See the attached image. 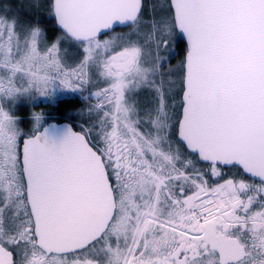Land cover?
I'll return each instance as SVG.
<instances>
[{
    "label": "snow or ice",
    "instance_id": "1",
    "mask_svg": "<svg viewBox=\"0 0 264 264\" xmlns=\"http://www.w3.org/2000/svg\"><path fill=\"white\" fill-rule=\"evenodd\" d=\"M49 11L52 41L0 15V264H264V0H163L148 19L143 0H50ZM117 27L130 32L101 39ZM64 43L79 46L76 64ZM97 81L98 123L59 148L12 115L54 82ZM47 170L84 209L85 177L96 189L81 225L50 218Z\"/></svg>",
    "mask_w": 264,
    "mask_h": 264
},
{
    "label": "rangeland",
    "instance_id": "2",
    "mask_svg": "<svg viewBox=\"0 0 264 264\" xmlns=\"http://www.w3.org/2000/svg\"><path fill=\"white\" fill-rule=\"evenodd\" d=\"M163 0H159V5ZM50 0H0V15H6L9 18L14 17L17 20L18 32H23L26 27L39 26L49 41L54 40L60 36V32L50 35L42 26L33 23L30 21L31 17L33 18H50L51 13L49 11ZM39 5V6H37ZM159 5L157 9L159 10ZM37 14V17H34ZM156 14V13H155ZM39 15V16H38ZM130 32L129 28H120L115 29L114 32H110L109 35H125ZM62 48L66 49L63 52L64 62L67 64L74 65L80 59L82 53L78 45L74 43H64ZM76 62V63H75ZM180 61L175 62L172 66L178 65ZM2 82V81H0ZM5 87H7L6 82H3ZM107 85L103 81H97L95 85H89L84 90L82 89H67L60 85L58 82H54L51 89L46 92H41L40 94L33 93L31 96H21L16 100L13 108L12 115L18 117V125L23 130L25 134H32L38 127L45 122V119L48 117V112L50 111L47 106L44 108L43 113L41 112V107L38 109L33 108V106L38 103H48L56 102L58 99L63 97H75L78 96L80 100H85V97L89 95L90 92H95L98 88L106 87ZM46 94V95H45ZM75 94V96H72ZM150 95L146 91H141L135 97L136 102L141 106H146L149 103ZM85 101H88L86 99ZM89 103V102H88ZM93 103H96V100H93ZM93 104V105H94ZM28 105L29 111L26 113L29 117L28 131L21 123V115L24 112V107ZM91 105H87V102L82 104V107L76 111L75 123L78 126V130L82 131L83 129L91 126L94 123H98L95 114H89V108ZM35 114H40L39 118H35Z\"/></svg>",
    "mask_w": 264,
    "mask_h": 264
},
{
    "label": "water",
    "instance_id": "3",
    "mask_svg": "<svg viewBox=\"0 0 264 264\" xmlns=\"http://www.w3.org/2000/svg\"><path fill=\"white\" fill-rule=\"evenodd\" d=\"M249 98L251 99L252 97L250 96ZM239 118L242 119L243 114H241ZM69 132L80 133L79 131L74 130L72 125L67 121L57 122L50 120L35 133L40 135L42 140L46 142L48 146L59 148ZM84 183L88 200L90 201L87 209H84L78 200L70 202L60 198L61 193L56 185V176L51 170L45 171L43 175L40 195L45 209L49 213L50 218L54 222L59 223L65 229L81 225L83 221L89 218L90 214L96 211L99 207V197L96 189L87 177H85Z\"/></svg>",
    "mask_w": 264,
    "mask_h": 264
},
{
    "label": "trees",
    "instance_id": "4",
    "mask_svg": "<svg viewBox=\"0 0 264 264\" xmlns=\"http://www.w3.org/2000/svg\"><path fill=\"white\" fill-rule=\"evenodd\" d=\"M39 16V15H38ZM37 17V14L34 16ZM30 21L33 23L41 25L50 35L60 32L56 27L53 16L50 18H33L31 17ZM84 101L77 99H61L58 101L57 105L51 108V111L48 112L49 119H55L57 121L67 120L72 122L76 111L82 107ZM227 171V170H226ZM235 171V170H232Z\"/></svg>",
    "mask_w": 264,
    "mask_h": 264
},
{
    "label": "flooded vegetation",
    "instance_id": "5",
    "mask_svg": "<svg viewBox=\"0 0 264 264\" xmlns=\"http://www.w3.org/2000/svg\"><path fill=\"white\" fill-rule=\"evenodd\" d=\"M143 3H144V17H145V19H148L151 15H153V6H154V5H159V0H143ZM160 14H161V13H160L159 10L157 9V11H156V15H160ZM123 28H127V27H123ZM116 29H120V28H116ZM109 33H110V32H108L107 34L101 36V39H102V40H103V39H108V38L111 36V35H109ZM184 48H185L184 43H183V42H180L179 46L176 47V49H175L177 55H176L175 59H173V60L170 62L169 67L172 66L175 62L180 61V60L182 59ZM75 63H76V62H75ZM72 96H75V94H73ZM77 98H78V96H75V97H63V98L58 99L57 102L48 103V104H47V108L51 111V108L54 107V106H56L59 100H61V99H72V100H73V99H77ZM78 99H79V98H78ZM85 99H88V101H87V105H91V106H92V105L94 104V103H93L94 98L91 99L90 95L86 96ZM89 99H91V100H89ZM79 100H80V99H79ZM88 102H89V103H88ZM39 107H41V112L43 113V110H44V103H41V104L36 103V104L33 106V108H36V109H38ZM29 109H30V108H28V105H26V106L24 107V112H23L22 115H21V123H22V124L24 125V127L26 128V132L28 131V123H29V121H30L28 115L26 114V113L29 111ZM75 115H76V114H75ZM49 116H50V115L48 114V117H49ZM75 117H76V116H74V118H73V120H72V122H71L73 125L76 124V123H75ZM48 120H49V119H48ZM61 121H62V120H61ZM37 130H38V129H36V131H37ZM34 132H35V131H34Z\"/></svg>",
    "mask_w": 264,
    "mask_h": 264
}]
</instances>
